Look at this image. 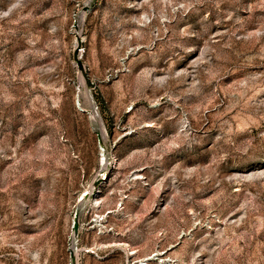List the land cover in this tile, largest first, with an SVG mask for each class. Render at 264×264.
<instances>
[{"label": "rangeland", "instance_id": "1", "mask_svg": "<svg viewBox=\"0 0 264 264\" xmlns=\"http://www.w3.org/2000/svg\"><path fill=\"white\" fill-rule=\"evenodd\" d=\"M0 264H264V0H0Z\"/></svg>", "mask_w": 264, "mask_h": 264}, {"label": "bare ground", "instance_id": "2", "mask_svg": "<svg viewBox=\"0 0 264 264\" xmlns=\"http://www.w3.org/2000/svg\"><path fill=\"white\" fill-rule=\"evenodd\" d=\"M80 43H81V40H78L77 39V47H79L80 46ZM80 55V52L79 53H77V57H78V59H79V56ZM77 63V62H76ZM81 70H83V68H81ZM82 76V75H81ZM83 82H85V80L83 81ZM93 114H94V112H93ZM94 115H96V114H94ZM104 131L102 132V135H103V137H104ZM106 136V135H105ZM102 137V138H103ZM107 165V162L105 161V163H104V166H106ZM103 173V172H102ZM105 175V173L103 174V176ZM99 176L101 177V178H99V179H103V176H102V174H99ZM74 221H78V213H76V216H75V219L73 220V222ZM75 230V229H74ZM74 232V231H73ZM75 232H76V234L78 233V230H75Z\"/></svg>", "mask_w": 264, "mask_h": 264}, {"label": "water", "instance_id": "3", "mask_svg": "<svg viewBox=\"0 0 264 264\" xmlns=\"http://www.w3.org/2000/svg\"><path fill=\"white\" fill-rule=\"evenodd\" d=\"M77 53H78V50H75V58H76L77 64L80 68H82L83 67L82 62L80 61V59L77 58ZM73 227L75 230H78V227H79L78 221H74Z\"/></svg>", "mask_w": 264, "mask_h": 264}]
</instances>
